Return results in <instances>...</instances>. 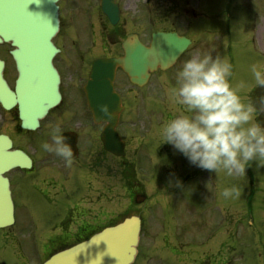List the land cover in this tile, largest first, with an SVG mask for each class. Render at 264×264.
Here are the masks:
<instances>
[{
    "label": "flooded vegetation",
    "instance_id": "af4514ba",
    "mask_svg": "<svg viewBox=\"0 0 264 264\" xmlns=\"http://www.w3.org/2000/svg\"><path fill=\"white\" fill-rule=\"evenodd\" d=\"M192 0H148L144 1L149 8L147 12V39L141 33V0H115L119 7V20L112 26L108 16L101 8V0H59V31L54 44L59 50L54 66L60 76V104L51 109L40 121V142L50 139L51 127L59 123L62 133L67 137L73 151V163L65 161L41 148L38 157L37 177L40 184L39 194L44 202L43 217L47 224L57 223L58 229L53 232L46 244V254L62 249L65 245L83 241L92 231L86 223L89 201L88 192L92 180L108 179V174L116 173L121 181L124 179L126 163L129 158L136 161H150L161 156L174 171H167L170 179L183 178L189 180L200 173V168L189 161L170 144L162 143L160 130L163 125L178 114L181 107L174 103L171 90L177 86L176 73L183 62L196 55H203L204 32L200 27L201 15L190 6ZM126 11H131V18H126ZM144 12V13H146ZM198 13V12H197ZM197 31H191L192 25ZM175 33L190 41L185 51L175 64L166 71L157 70L150 79L157 78L159 83L166 82L167 91H143L130 84L127 75L121 68L115 71L114 89L120 97L122 111L119 115L116 131L124 142V156L116 157L103 148L100 134L106 124H96L87 104L84 87L89 79L92 65L97 60L123 57V41L130 35L138 37L144 45H149L154 33ZM144 33V35H145ZM9 46L0 45V59L4 61V77L10 70L8 63ZM195 52V53H193ZM145 87V86H144ZM143 87V88H144ZM13 129L20 131L17 124L16 111L4 112ZM131 133V135H130ZM11 138V136H9ZM146 137V138H145ZM12 139V138H11ZM136 141L135 150L130 153L131 142ZM156 142V145L155 143ZM150 143V145H149ZM162 143V144H161ZM151 146H155L152 150ZM160 146V148H159ZM160 155H157V153ZM130 153V154H129ZM161 156V158H163ZM33 167L36 162L31 156ZM116 164V169L109 164ZM176 168H182L176 171ZM34 170L22 171L23 175L34 174ZM113 177V176H112ZM167 177V178H168ZM10 187L12 186L9 178ZM124 188V181H123ZM177 183H173V188ZM184 193V186L174 188L171 192V203H153L155 210L172 212L170 224L160 237L159 251L163 259L154 264H220V211L216 202L203 203L199 195V187H191ZM189 190V188H188ZM107 184L100 194L107 195ZM177 194L184 195V202L177 201ZM188 197L197 199L189 203ZM200 199V201H199ZM14 202V201H13ZM47 207H52L51 212ZM193 209L198 216L190 220L189 212ZM155 216V215H154ZM141 218V233L138 253L134 264H150L156 257L141 259V250L150 248L154 242L150 232L143 233L144 220ZM174 221V225H172ZM200 249V250H199Z\"/></svg>",
    "mask_w": 264,
    "mask_h": 264
},
{
    "label": "rangeland",
    "instance_id": "374dc122",
    "mask_svg": "<svg viewBox=\"0 0 264 264\" xmlns=\"http://www.w3.org/2000/svg\"><path fill=\"white\" fill-rule=\"evenodd\" d=\"M140 5L143 6V2ZM190 6L197 9V15H201L199 24L204 32L203 54L211 52L213 57L219 56L232 64V76L229 79L234 86L240 83L245 85L240 89L242 98L250 96L256 99L264 96V87H257L251 92L248 90V86L254 83L251 66L264 64V0H192ZM126 12V18H131L132 12ZM146 16L147 12L141 13L140 27L144 39H147L143 23H146ZM191 31H197L196 24L191 26ZM7 78L12 84L11 70ZM167 84L153 78L143 91L168 92L171 88ZM258 119L264 123V113ZM3 127L4 132L10 133L13 138L14 146L30 154L37 162L40 133L37 131L19 135L13 132L12 125L5 124ZM135 143H130V153L135 150ZM154 148L151 146L152 150ZM161 156L137 163L130 157L129 162L136 163L137 172L133 174L131 168L126 169L124 188L119 175L111 171L108 179H98L96 183L92 180L88 192L89 201L84 205L87 209L86 223L98 228L123 216L141 215L144 220L143 233L155 235L150 248H143L140 253L143 261L148 257H156L150 264L163 259L165 255L159 251V238L166 232L163 226L170 224L169 216L172 213L162 210L161 206H157L160 210H155L153 203H171L170 194L177 187L173 188V183L178 179L168 177L166 172L174 170L167 159ZM109 164L116 169L115 163ZM180 170L182 168H176V171ZM20 172L16 170L9 176L15 203V224L11 229L0 230V264H41L46 258L45 244L58 226L57 223L47 224L43 217L45 205L39 194L38 170L32 175ZM179 181L185 186L184 193L190 192L191 187H199L201 202L212 203L215 199L220 220L226 223H222L220 229V264H264V160L249 162L243 176H228L223 171L215 173L200 168L196 177L189 180L179 178ZM106 184L107 195H103L104 199H97ZM233 186L239 190V195L225 198L223 190ZM139 192L146 195V202L137 207L132 204V199ZM251 192L253 195L249 207L248 196ZM177 196L178 201H185L184 195ZM188 202L195 203L197 199L188 197ZM47 209L49 212L53 210L52 207ZM189 213L190 220L198 216L193 209ZM174 223L172 221V225ZM159 233H162L160 237L157 235Z\"/></svg>",
    "mask_w": 264,
    "mask_h": 264
},
{
    "label": "water",
    "instance_id": "95a60500",
    "mask_svg": "<svg viewBox=\"0 0 264 264\" xmlns=\"http://www.w3.org/2000/svg\"><path fill=\"white\" fill-rule=\"evenodd\" d=\"M58 0H0V43H10V55L15 63L17 79L12 91L2 77L0 62V104L5 110L17 107L21 128L35 130L48 110L60 100L59 77L52 65L57 49L52 38L58 30ZM103 11L112 24L118 19V8L113 0H102ZM188 45L175 34L154 36L150 47L136 38L128 37L123 44L125 56L94 63L85 91L96 122L107 126L101 134L105 150L123 154L115 126L121 111L112 82L116 67H121L133 84L142 86L149 71L168 68ZM107 105L110 117L100 106ZM11 141L0 136V228L13 223V206L8 180L3 174L14 168L28 169L30 159L21 151L12 150ZM144 201L136 197L135 203ZM140 221L137 217L95 233L88 240L53 255L44 264H132L136 255Z\"/></svg>",
    "mask_w": 264,
    "mask_h": 264
},
{
    "label": "clouds",
    "instance_id": "9594fccd",
    "mask_svg": "<svg viewBox=\"0 0 264 264\" xmlns=\"http://www.w3.org/2000/svg\"><path fill=\"white\" fill-rule=\"evenodd\" d=\"M232 67L211 52L185 60L176 73L177 86L171 90L181 110L163 125L160 135L162 143L170 144L196 167L243 176L249 162L264 160V123L258 119L264 113V96L242 98L240 89L245 85L231 83ZM251 72L254 83L248 86L249 92L264 87V64H253ZM100 108L110 117L107 105ZM49 137L41 148L71 166L72 147L59 123L51 127ZM176 183L180 184L179 179ZM222 194L238 196L239 190L233 186Z\"/></svg>",
    "mask_w": 264,
    "mask_h": 264
},
{
    "label": "trees",
    "instance_id": "16d2710c",
    "mask_svg": "<svg viewBox=\"0 0 264 264\" xmlns=\"http://www.w3.org/2000/svg\"><path fill=\"white\" fill-rule=\"evenodd\" d=\"M113 224H114V223H113ZM113 224H112V225H113Z\"/></svg>",
    "mask_w": 264,
    "mask_h": 264
}]
</instances>
